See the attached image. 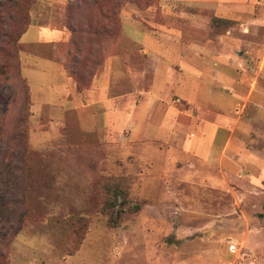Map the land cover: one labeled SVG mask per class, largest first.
I'll use <instances>...</instances> for the list:
<instances>
[{
  "label": "rangeland",
  "instance_id": "rangeland-1",
  "mask_svg": "<svg viewBox=\"0 0 264 264\" xmlns=\"http://www.w3.org/2000/svg\"><path fill=\"white\" fill-rule=\"evenodd\" d=\"M205 1L206 11L196 0L32 2L21 42L0 53V264H264L263 182L179 187L190 177L169 131L129 141L125 128L115 135L98 125L84 130L70 112L63 124L59 107H52L64 91L54 85L61 68L49 56L53 43L64 41L63 29L73 28L71 52L57 45V57L84 88L107 58L140 70L141 53L123 34L122 24L130 23L126 35H136L135 27L150 42L142 46L148 91L155 78L159 88L168 77L170 97L163 102L180 109L171 80L175 74L180 86L186 65L173 56L192 48L191 91L210 95L211 108L199 114L185 106L178 115L198 122L221 114L237 143L264 149V0ZM100 11L116 20L110 37L82 34L85 19H101ZM3 16L0 8V32ZM215 18L227 23L213 26ZM21 52L29 56L24 74L32 95L20 72ZM110 184L122 190L124 210L114 225L109 219L117 209H103Z\"/></svg>",
  "mask_w": 264,
  "mask_h": 264
},
{
  "label": "crops",
  "instance_id": "crops-1",
  "mask_svg": "<svg viewBox=\"0 0 264 264\" xmlns=\"http://www.w3.org/2000/svg\"><path fill=\"white\" fill-rule=\"evenodd\" d=\"M196 2L201 5L200 10L206 11L205 0H196ZM127 24L130 23H126L125 26L124 23L122 24L123 34L128 42L136 46V48L133 47L136 52L139 51L136 54L141 53V56L139 55L142 60L140 70H132L120 59L107 58L102 69L94 76L90 87L82 92L76 90L74 82L57 58V45L65 47L70 41V32L63 29L66 34L64 41L50 42V44L53 43V50H55H52L50 60L61 68V74L59 71V75L56 74L58 76L54 79V85L64 93L61 94L60 102L56 95L57 99L52 105L55 108L59 107L61 123H69L68 119H64L68 115L64 114L70 112L76 117L75 123L83 126L84 130L87 126L98 125L101 126V130L107 128L108 132L115 135L117 130L125 128V131L129 133V141L135 142L157 138L161 132L169 131L167 139L178 148L180 154L177 159L187 169L182 173L187 172V176L190 177V180L179 182V187L227 190L231 188V182H240L239 184L244 185V188L256 187L257 183H264V149H250L243 143H237L236 141H241L235 139L231 133L227 117L216 114L213 120L200 117L198 122H194L192 118L186 119L178 115L180 109L185 106L198 110L199 114L211 108L210 95H206L203 91H191L193 87L190 80L197 76L188 63L191 60L189 57L190 51H193L192 48L185 51L178 48L173 56L175 60L186 65L183 83L175 87L177 81L175 74L172 75L171 80L172 88L174 87V92L179 96L180 109H178L175 105L163 102L170 97L168 77L163 75V82H165H162L158 88V76L153 80L152 90L146 89L143 81L148 63L147 58L142 55L148 51L142 46L150 43L146 41L148 35L135 27L133 28L138 31L136 35H126ZM51 28L55 29V27ZM152 60H156V56H153ZM20 61L21 73L27 80L32 95L31 80L24 74V70L29 71L28 67L31 65L29 56L22 55L21 52ZM31 74L32 72L30 76ZM222 77L223 75H220L219 78ZM223 81H227L226 77ZM223 81L220 79L218 82L225 86ZM197 167L201 170L197 171ZM193 176L195 178L191 180ZM179 264H185V262Z\"/></svg>",
  "mask_w": 264,
  "mask_h": 264
},
{
  "label": "trees",
  "instance_id": "trees-1",
  "mask_svg": "<svg viewBox=\"0 0 264 264\" xmlns=\"http://www.w3.org/2000/svg\"><path fill=\"white\" fill-rule=\"evenodd\" d=\"M33 1L34 0H4L3 3H0V8H1V10H3V14H4V16L2 17V23H1L4 30H2L0 32V53H2L4 51V49L6 47H8V45H10L11 43L14 45L15 43H17V41L21 40L22 36L27 31L28 27L30 26V23H28L27 12L29 10V6L32 4ZM98 1L99 0H93V3L97 4ZM99 15H100L101 19H98L95 22H91V21H88V19H85V23L82 27V34H84V35L92 34V36H94L95 38H99L101 36H103V37L109 36L110 37L111 32L113 31V29H115L114 24H115L116 20L114 17L108 18V17H111V15H109L108 17L104 16L103 12H101V11L99 12ZM221 21H224V23H227V20L215 18L212 20L213 26H215V23H218ZM75 28L77 30L78 26ZM72 29L73 28H70L68 30L71 32ZM70 43H71V38H70L69 43L65 46V47H67L66 55L69 52H71L68 49V46ZM65 61H66V58H65ZM79 61H81V58ZM79 61L75 63L76 66L80 65ZM20 63H21V61H20ZM64 67L66 68L65 71H66L67 75L70 77V75L67 71V66L65 64H64ZM20 72H21V65H20ZM94 76H93V78H94ZM93 78H92V80H93ZM92 80H91V82H92ZM26 82H27V80H26ZM75 87H76V90L79 92H82L85 89H88V87L82 88V86L77 87L76 85H75ZM121 193H122V190L119 189L118 186H116L114 184L106 185L104 187L105 197H104L103 209H105V210L106 209H117L115 218L110 217V219H109V221H111V223L113 225L116 224V222H117L116 220L120 217L119 214L124 213V210L122 208H118L119 205H121V203H119V196L121 195ZM134 207H135V209H138L137 206H134ZM260 216L264 217V206H263V212L260 214Z\"/></svg>",
  "mask_w": 264,
  "mask_h": 264
},
{
  "label": "built area",
  "instance_id": "built-area-1",
  "mask_svg": "<svg viewBox=\"0 0 264 264\" xmlns=\"http://www.w3.org/2000/svg\"><path fill=\"white\" fill-rule=\"evenodd\" d=\"M230 251H232V252L236 251V243L230 242Z\"/></svg>",
  "mask_w": 264,
  "mask_h": 264
}]
</instances>
